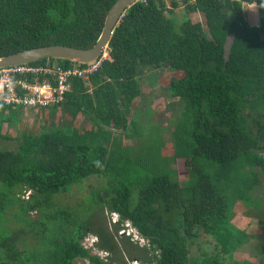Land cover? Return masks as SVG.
<instances>
[{"label":"trees","instance_id":"trees-1","mask_svg":"<svg viewBox=\"0 0 264 264\" xmlns=\"http://www.w3.org/2000/svg\"><path fill=\"white\" fill-rule=\"evenodd\" d=\"M116 1L0 0V57L49 45L89 49ZM250 4L258 7V25L247 21ZM181 5L186 18L178 26L169 11ZM229 33L235 37L226 60ZM107 51L90 76L66 78L61 100L51 107L82 112L93 132L61 123L35 135L24 123L17 129L24 134L18 150L0 149V264H264L263 235L231 224L237 204L260 210L254 193L264 175V0H138ZM29 66L86 67L63 59ZM160 69L170 70L171 98L187 108L184 119L176 118L173 143L188 170L185 185L176 173L141 164L140 147L126 149L114 138L113 130L132 136L129 115L143 77ZM58 77L36 79L58 87ZM22 107L29 106L1 102L0 118L16 120ZM3 122L0 139L12 138L2 133ZM94 176L104 177V186L76 203L62 200ZM106 213L118 215L115 230L103 219ZM126 223L144 246L118 234ZM91 234L107 256L84 245ZM251 240L255 262L236 259Z\"/></svg>","mask_w":264,"mask_h":264},{"label":"rangeland","instance_id":"rangeland-1","mask_svg":"<svg viewBox=\"0 0 264 264\" xmlns=\"http://www.w3.org/2000/svg\"><path fill=\"white\" fill-rule=\"evenodd\" d=\"M169 6V5H168ZM184 5L179 8H174L173 12L169 11V16L173 17L176 21V25H180L186 18L184 11ZM172 10V9H170ZM247 21L252 25H258L260 20L258 16V7L256 4L248 5ZM235 35L229 33L226 42L224 44V57L227 60L229 57L230 49L234 41ZM93 63V62H92ZM89 63V64H92ZM88 64V65H89ZM169 69H160L156 71H148L143 77L142 93L139 98L135 100L132 105L129 119H131L132 136H124L120 134L121 131L113 130L115 133L114 138L117 142L126 149H134L140 147V163L149 162L151 165H158L162 171L176 173L173 176L181 181L183 185L188 179V170L185 165L183 158L175 157L174 153V131L176 126V118H182L183 113L187 108L184 107L178 99L171 98L168 90V80L171 78ZM145 78V81H144ZM38 79H36L37 81ZM90 87V84L87 85ZM1 87V86H0ZM33 106V105H32ZM74 109L65 108H48V109H35L29 107H22V109L14 112L12 120L7 119V115H1V118L5 120L2 125V133H8L12 135V138L0 139V149H12L18 150L22 137L17 129H21V126L25 123L27 130H31L33 134L38 135L41 132H46L54 129L61 123L66 127L70 128H86L87 131L93 132L92 122L84 115L79 112L73 116ZM185 115V114H184ZM0 118V119H1ZM184 119V116L183 118ZM264 122V119H263ZM185 123L190 128V122L186 118ZM134 127V128H133ZM25 128V129H26ZM262 142V150L259 152L261 156H264V141ZM249 173L259 172V168H246ZM262 184L258 186L257 192L254 193L256 204L260 206L258 211H248L247 208H243L242 205H235L231 214V224L234 228L247 229L250 234H263L264 226V175H262ZM106 179L104 177L94 176L89 181L84 183V190L78 186H74L73 190L65 192L62 195L63 201H70L76 203L80 197L86 195L88 191L94 188L104 186ZM29 193L26 194L27 198ZM106 217L109 228L112 230L116 229L118 223V215L106 213L103 215V219ZM118 234L120 236L131 237V241L138 243L139 246H144L147 242L142 239L139 234L134 231V228L130 223L125 224V229L120 227ZM130 234V235H129ZM96 237L89 235L84 240L86 247H92L93 252L99 253L102 257L107 256L105 251L98 250L95 247ZM252 242L240 247L234 257L240 261L255 262L254 258L256 255V248L252 249ZM258 245H264V239H261V243ZM198 254L197 251L192 252L193 256ZM258 261V259L256 260ZM76 264H89L85 260H77ZM132 264H139L138 261L133 260Z\"/></svg>","mask_w":264,"mask_h":264},{"label":"built area","instance_id":"built-area-1","mask_svg":"<svg viewBox=\"0 0 264 264\" xmlns=\"http://www.w3.org/2000/svg\"><path fill=\"white\" fill-rule=\"evenodd\" d=\"M109 57L106 50L105 53L97 61L87 65L84 68H74L72 71H61L55 68H39L29 65L11 66L0 69V103L6 105L27 104V106L49 107L57 104L58 99L61 100V94L66 90L63 82L70 75H85L90 76L96 72L103 61ZM44 75H59V86L54 87L49 80L35 83H29L28 79L37 78ZM26 78V79H25ZM23 91V95L19 91ZM58 96V97H57Z\"/></svg>","mask_w":264,"mask_h":264},{"label":"water","instance_id":"water-1","mask_svg":"<svg viewBox=\"0 0 264 264\" xmlns=\"http://www.w3.org/2000/svg\"><path fill=\"white\" fill-rule=\"evenodd\" d=\"M138 0H117L108 12L102 33L96 44L89 49L67 45H49L24 50L0 57V69L31 64L43 59H63L80 64H89L99 59L108 48L115 28L125 11Z\"/></svg>","mask_w":264,"mask_h":264},{"label":"clouds","instance_id":"clouds-1","mask_svg":"<svg viewBox=\"0 0 264 264\" xmlns=\"http://www.w3.org/2000/svg\"><path fill=\"white\" fill-rule=\"evenodd\" d=\"M136 2H137V1H136ZM123 15H124V14H123ZM122 17H123V16H122ZM107 49H108V48H107ZM107 49H106V50H107ZM106 50H105V51H106ZM104 53H105V52H104ZM104 53H103V54H104ZM103 54H102V55H103ZM101 57H102V56H101ZM101 57H100V58H101ZM97 60H98V59H97ZM97 60H96V61H97ZM94 62H95V61H94ZM26 65H30V64H26ZM85 65L87 66L88 64H85ZM53 106H54V105H53ZM29 107H30V108H33V106H29ZM34 107H37L38 109H40L41 106L38 104L37 106H34ZM51 107H52V106H49V107H43V108H51ZM125 230H126V228H125ZM135 231H136V230L134 229V231L132 230L131 232H132V233H135ZM136 232H137V231H136ZM135 234H136V233H135ZM137 234H138V232H137ZM129 235H130V234H129Z\"/></svg>","mask_w":264,"mask_h":264}]
</instances>
